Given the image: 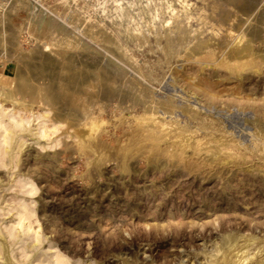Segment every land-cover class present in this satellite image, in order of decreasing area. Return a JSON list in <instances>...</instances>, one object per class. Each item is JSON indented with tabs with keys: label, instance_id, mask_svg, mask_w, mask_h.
<instances>
[{
	"label": "rangeland",
	"instance_id": "374dc122",
	"mask_svg": "<svg viewBox=\"0 0 264 264\" xmlns=\"http://www.w3.org/2000/svg\"><path fill=\"white\" fill-rule=\"evenodd\" d=\"M0 75V264H264V0H0Z\"/></svg>",
	"mask_w": 264,
	"mask_h": 264
},
{
	"label": "bare ground",
	"instance_id": "6f19581e",
	"mask_svg": "<svg viewBox=\"0 0 264 264\" xmlns=\"http://www.w3.org/2000/svg\"><path fill=\"white\" fill-rule=\"evenodd\" d=\"M65 1V0H64ZM1 78H2V76L0 75V80H1ZM26 79H25V77L24 76H20V77H17L16 79H15V84L16 83H18V82H24ZM34 86V85H33ZM30 87V86H29ZM31 88V87H30ZM29 88V89H30ZM12 89V88H11ZM7 90V89H4L2 92H1V95L3 96H5V98L7 99V100H11V101H14L16 104L18 103V104H23L24 105V102H22L21 100H18L17 98H16V92H18V91H14V90ZM27 92V91H26ZM31 92H32V94H31V96H30V102L34 105V104H45V103H48L47 105H49V103L50 104H52V95H51V97L50 96H45L44 95V90H43V86H41V85H37L36 86V88L35 87H33V88H31ZM30 93V92H29ZM30 95V94H29ZM18 97V96H17ZM25 97H26V93H25ZM25 99V98H24ZM23 99V100H24ZM54 99V98H53ZM26 100V99H25ZM28 100V99H27ZM57 100V99H56ZM26 103V102H25ZM31 104V105H32ZM59 104V103H58ZM22 106V105H21ZM24 106H27V105H24ZM23 106V107H24ZM29 106V105H28ZM27 106V107H28ZM51 106H53V104L51 105ZM59 106V105H58ZM54 107V106H53ZM55 107H54V111H55ZM59 109V108H58ZM61 108H60V111L59 112H61ZM56 111H58V110H56ZM64 111V110H63ZM62 111V112H63ZM58 113V112H57ZM60 114L58 113V114H56L55 116L56 117H59V118H61V119H63L64 121H66V122H68L69 124H76L77 122H79V119L77 118V117H74V116H70V115H67V114H65L66 116H59ZM62 115V114H61ZM80 121H81V119H80ZM236 259V258H235Z\"/></svg>",
	"mask_w": 264,
	"mask_h": 264
}]
</instances>
